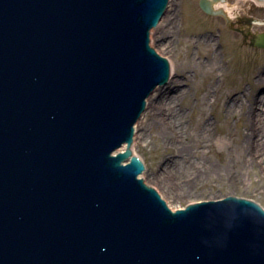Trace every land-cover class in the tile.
Instances as JSON below:
<instances>
[{"label": "water", "instance_id": "water-1", "mask_svg": "<svg viewBox=\"0 0 264 264\" xmlns=\"http://www.w3.org/2000/svg\"><path fill=\"white\" fill-rule=\"evenodd\" d=\"M223 2L199 5L227 17ZM168 4L0 0V264H264L258 202L174 213L138 177L134 125L170 77L150 37Z\"/></svg>", "mask_w": 264, "mask_h": 264}, {"label": "rangeland", "instance_id": "rangeland-1", "mask_svg": "<svg viewBox=\"0 0 264 264\" xmlns=\"http://www.w3.org/2000/svg\"><path fill=\"white\" fill-rule=\"evenodd\" d=\"M199 1L171 0L164 20L151 34L155 49L170 60L175 79H189L187 93L176 109L184 116L193 178L180 185L183 195H179L160 171L163 155L173 152L166 151L161 126L153 128L149 144L135 135V150L146 164L142 177L169 206H179L176 209L229 194L264 207V145H248L243 136L247 117L233 115L225 106L231 98L239 97L247 105L251 95L264 96V49L254 45L256 34L264 32V25L257 23L264 22V4L225 0L219 3L227 16L223 17L204 13ZM165 35H174L170 46ZM207 37L214 41L207 43ZM206 124L210 132L205 134ZM260 127L264 131V116Z\"/></svg>", "mask_w": 264, "mask_h": 264}, {"label": "bare ground", "instance_id": "bare-ground-1", "mask_svg": "<svg viewBox=\"0 0 264 264\" xmlns=\"http://www.w3.org/2000/svg\"><path fill=\"white\" fill-rule=\"evenodd\" d=\"M262 4H264V1ZM213 6H215L216 9L221 8L218 3L213 4ZM168 11L169 7L161 21L164 20ZM166 29L167 26L163 28L164 31ZM173 36L174 35H165L168 40V46L171 45ZM206 40L207 43H210L214 41V38L207 37ZM153 42L152 45L154 44ZM175 76H177V74L172 70L170 81L162 86H157L148 99L147 108L135 125L134 139L136 135L139 139L143 140L144 143L149 144L153 136V128L156 126L164 128L162 133L165 137L166 151L173 150V152L165 153L163 155L160 171L163 175H166L169 178L171 185L178 190L177 193L183 195L180 190V185L182 183L190 182L193 178V174L189 171L191 162L189 161L190 159L185 148L187 144L184 141V116L180 110L176 109V105L187 93L185 86L189 84V79L184 76V81H181L175 79ZM168 84L172 85L169 86ZM251 98L252 99L248 101L247 105L243 101L240 102L239 97L231 98L226 101L225 106L229 113H232L233 115L240 113L242 116L247 117L248 126L243 134L245 141L251 147L261 148L264 145V131L260 127L261 120L264 116V96L255 94L251 95ZM245 108L246 112L244 113ZM145 117L146 121H142ZM204 126V133H209L210 126L208 124ZM139 131L140 135L138 134ZM132 149L135 154L138 155L135 150L134 142ZM142 175L143 173L140 177H142ZM170 207L176 209L175 207L179 206L176 205L175 207Z\"/></svg>", "mask_w": 264, "mask_h": 264}]
</instances>
